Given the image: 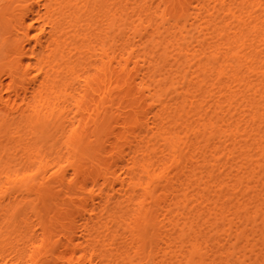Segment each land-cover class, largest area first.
<instances>
[{"label":"bare ground","instance_id":"obj_1","mask_svg":"<svg viewBox=\"0 0 264 264\" xmlns=\"http://www.w3.org/2000/svg\"><path fill=\"white\" fill-rule=\"evenodd\" d=\"M160 1L137 0L133 22L130 0H0V264H45L4 231L74 178L119 199L101 194L84 240H59L50 264H264V0ZM90 135L111 148L83 167ZM191 199L211 205L205 232L203 208L175 221Z\"/></svg>","mask_w":264,"mask_h":264},{"label":"rangeland","instance_id":"obj_2","mask_svg":"<svg viewBox=\"0 0 264 264\" xmlns=\"http://www.w3.org/2000/svg\"><path fill=\"white\" fill-rule=\"evenodd\" d=\"M133 1H134V4L132 5ZM159 1L157 0V2H156V1L153 0V3L155 2L154 4L151 2V4L154 5L152 7L153 8V12L157 9V7L158 8H161V6H162V8L165 7V4L160 3L161 1L160 2ZM135 2H137V0L136 1L132 0V2L130 0V2H129L132 5L131 6L129 4V6H131L130 10L133 11V13H132L130 10H128V12L131 13V15H129V16H134V18H132L131 21L133 19L138 21L137 20L138 16L134 15V14H136L137 11L132 9V7L135 5ZM139 2H141V4H142L144 2L145 3L148 2V0H146V1L139 0ZM150 2H148L149 6L151 5V4H149ZM138 4H140V3H138ZM158 4L160 6H158ZM156 5H157V7H156ZM154 7H155V9H154ZM196 7H197V2L193 1V4L191 5L192 12L195 11L194 9H196ZM152 8H151V10H152ZM135 9L138 10L137 8H135ZM153 12H152V14H154ZM138 13L139 12H137V14ZM152 14H149V16H152ZM136 16H137V19H136ZM154 16H155V14L153 15V17ZM130 18L131 17H129V19ZM159 21H160V19L158 18L157 22H159ZM133 22H135V21L133 20ZM135 24H137V23H135ZM7 31L8 30H6V29L0 28V34H2V35H0V37H1L0 38V45L3 44L2 40H3V42H6V40H9L8 38L11 37V36H9L10 34ZM7 33L9 35H7ZM156 36H158V35H156ZM131 37H132L131 39L134 40L132 32H131ZM137 44H138V47L136 45V50H142L143 48H142V46L141 47L139 46V42H137ZM5 47H6V45H5ZM1 48H3V46ZM5 52H6V50H3V49L0 52V60L2 62L4 60L3 57L4 56H5L4 58L7 57V53L5 54ZM1 61H0V63H1ZM4 79H5L6 82L9 81V79L6 78V77H4ZM115 129L117 131L121 130L119 127L115 128ZM92 130H93V127H91L90 131H92ZM139 131H140V129L137 130V132H139ZM93 137L94 136L90 135V136H88L86 138L87 140H85V145H84L83 152H81V153H79L77 155V156H79V158L81 160V166H83V167L91 166L92 162L94 160V157L97 158L98 156H100V153L97 152L98 150H100L103 147L108 148V150H110V148H111V145L106 142V139H105L106 137H104L102 139V141H100L99 143H98L97 139H95V137L94 138ZM102 143H104V144H102ZM214 143H217V141H214L213 144ZM99 144H100V146L98 147ZM135 145H136V142H133L132 146L135 147ZM223 145L224 146L226 145V146H229V147H233V144L231 146V142H229V141L225 142V143L223 142ZM93 146H95L98 150L95 147H94V150H93ZM122 146L125 149V152L131 151V149H130L131 145L130 144H123ZM89 147H90V150H89ZM210 148H212V147H209L208 149H210ZM94 151H95V154H94ZM203 151H207V152L206 153L203 152V155L201 154L200 159L201 158L203 159L202 156H205V155L208 157V154L210 156L211 149H210V151H208L207 148H206ZM66 153L69 154L67 150H66ZM81 154L82 155L84 154V155L82 156ZM81 156L83 158H81ZM107 158H108V161L111 162L114 159V156L107 155ZM122 162H123L122 160H119L118 162L116 161L118 166L120 164H122ZM235 162H236V159L231 162L232 164L231 163L228 164L226 169H225L226 170V174H228V176H226L227 179L225 178V180H228L227 182H229V180H231L229 178H231L235 174L234 170L232 169L233 163H235ZM72 170L73 169L72 168L70 169V167H68V169H66L65 173H67V171H68V173L66 174L68 177L65 176V178L67 180L70 177V175H71V177H74V174H73ZM197 170H198L197 172L200 173L199 175H203V174L206 173L207 168L206 167H204V168L200 167V169L198 168ZM217 170H218V168H216V172H218ZM229 170H231V171H229ZM123 171H124V168H119V172L122 173ZM206 175H207V173H206ZM206 178H208V177H206ZM206 178H205V180H206ZM69 181H72V182H70V184H67V183H69ZM79 181L80 180H76V182H77L76 183L75 182V178L71 179V180H68L65 183V185L67 187H65V185H63V184H61V186H60V184L58 183L59 181H56V182L54 181V182L51 183V189L52 190L49 191L50 186H48V187L46 186L45 187L46 190H44L45 191V195L43 197H41L40 199H37L36 195H32L30 198L35 200L34 202H32V204L31 203L22 204L20 206V210L18 212L17 221L14 222L12 227H10L8 230L6 229V231H4L5 238H7L8 242H9L8 246L14 245V247H16V248L27 247V249H29V251L31 252V250H32L31 247L34 244H36L40 248L39 249L40 253L41 252H42V254L44 253L43 254L44 261L42 260V262H45V264H50V263H53V261H54V258L51 255L50 247H52V246L54 247L55 244L59 240H62L63 243H67L68 242L67 237L72 236L74 239L76 238L75 239L76 242L83 241L84 240L85 229L87 227H90L94 223V222H91L90 213H94V214L98 213L99 215H102V213L104 211L103 208L105 207V205H104V202L101 201V196L100 195L102 194L103 196L111 199L112 200L111 203L112 202L114 203V204H112V206H114V205L117 204V198L119 199V197H118L119 196L118 195L119 191L118 192L117 191L114 192L113 189L110 190V189L106 188L105 185L103 184V179H100L98 184H95L91 180H89V181H87L86 188L83 189L82 191H79V190H76V189H78L77 186L80 185ZM71 183L74 184V185H72ZM76 184H79V185L75 186ZM5 185L6 186L9 185V183H6ZM73 186H74V190L77 191V193H75V191L73 190ZM115 187L117 189L120 188L119 183L116 184ZM192 188L188 189L189 190V192H188L189 196L192 194L191 192L194 193V190H192ZM47 190H48V192H47ZM73 191L75 193V194H73V197H74L73 199L76 200V201H75V204H69L70 203V201H69L70 200V193L72 194ZM220 191L221 190L218 188L216 195H218L220 193ZM113 192L115 193V195H113L114 194ZM116 195H118V196L116 197ZM20 196L21 195H19L17 197V199L12 198L11 200L14 199L16 201H19L20 200L19 198H22V196L21 197ZM112 197H113V199H112ZM215 197H217V196H215ZM182 198L184 200V197H182ZM64 201L65 202L67 201V203L65 204ZM205 202L207 204L206 206L204 205ZM205 202L202 203L205 207H202L203 205L201 203H200L201 204L200 205L199 202H197V201L195 202L194 199L193 200L191 199L190 200V205L188 207L189 209L187 208L185 210L182 207H177L176 208L177 212L175 211V214H176V218H175L176 220L175 221H178V218L181 217V215H185L186 214L188 216V213L189 214H191V213L193 214L192 211L196 212V211L201 210L203 208L200 211L201 214H202L201 220H200V228H203L201 230L204 231V232L207 231L208 230L207 228L210 226V224H209L210 222L208 221V219H209L208 213H209V209H210L211 205H210V203H207L209 201H205ZM191 203H193L194 205L193 204L191 205ZM196 203H198V204H196ZM191 206H193V207H191ZM78 207H80V208L78 209ZM190 207L192 208V210H191ZM193 208H196V210L195 209L193 210ZM88 210L90 212H88ZM190 210H191V212H189ZM207 210H208V212H207ZM177 213H178V215H177ZM205 218H207L206 219L207 222H206ZM203 226H205V227H203ZM73 228H76V230L72 232ZM74 234H75V236H74ZM44 238L46 240H43ZM126 238H127L126 236H125V238L121 237V239L123 241L121 239H119V240H121L122 244L124 243V245L126 243L130 244V242H128V240L130 241V239L127 238L128 239L127 240ZM175 240H177V239H175ZM45 251H47V252H45ZM79 254H80V252H78V255ZM48 255H50V256H48ZM50 257L52 259H50ZM27 264H32L30 257H28ZM167 264H170V263L167 262Z\"/></svg>","mask_w":264,"mask_h":264}]
</instances>
